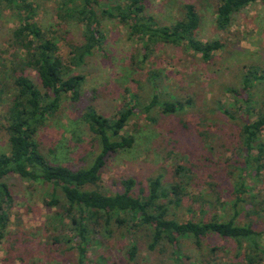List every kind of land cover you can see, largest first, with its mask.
Returning <instances> with one entry per match:
<instances>
[{
  "label": "rangeland",
  "instance_id": "374dc122",
  "mask_svg": "<svg viewBox=\"0 0 264 264\" xmlns=\"http://www.w3.org/2000/svg\"><path fill=\"white\" fill-rule=\"evenodd\" d=\"M30 1L36 9L34 21L56 37L59 54L65 60L69 44L81 41L80 27L57 17V0ZM99 1L103 7L127 3V0ZM215 3L216 0L143 2L145 14L161 25L178 20L183 4L194 5L201 17L198 38L223 44V49L214 53V59L208 64L182 47L159 44L144 50L141 42L129 35L125 25L116 19H101L102 44L87 58L85 65L74 72L85 76L79 101L65 98L56 115L37 133L36 140L45 158L52 164L71 169L87 167L97 153V144L81 119L82 113L92 106L104 117H115L128 98L125 94L128 89L137 95V103L121 135L133 136L134 145L108 155L99 188L107 194L121 193L122 182L133 179L136 192L147 188L149 180L160 176L166 189L170 184H180L181 177L176 170L181 166L189 169L190 174L182 178L186 183L185 191L179 196V205L169 206L170 215L178 222L232 217L234 212L228 204L236 196L232 193L245 169L244 154L240 151L241 126L245 121L254 120L258 112L264 113V4L254 0L234 15L228 30L219 31L213 25ZM5 14L0 22V59L10 61L14 51L9 47V39L18 21L13 14ZM250 67L257 68V76L263 77L244 93L241 78ZM29 77L39 85L35 73L31 72ZM155 86L161 100L178 101L183 110L166 114L156 107L143 112ZM226 88L238 89L244 97L252 98L249 113ZM189 98L191 103L187 104ZM220 106L230 109L235 119L218 112ZM4 110L0 106V153L8 152ZM204 131L210 134L212 151L204 145L201 135ZM261 139L264 143V130ZM246 171L243 175L247 177ZM245 179L253 194L260 195L264 202V171L258 179L260 182L250 177ZM5 181L11 189L13 203L10 224L0 244V264H73L74 252L69 250V244H58L50 238L52 230L48 218L54 209L50 210L44 203L47 186L25 182L14 175ZM168 194L162 202L173 198ZM251 219L256 221L257 230L264 229V219ZM247 221L244 213L236 218L238 224ZM138 236L136 258L129 260V237L124 228L114 227L110 238L103 239L101 246L89 251L88 264H171L168 247L164 253L150 252L144 232L138 233L136 238ZM261 243L264 244V239ZM180 245L183 253L190 257V263L246 264L245 244L207 239L201 253L189 239L182 240ZM100 256L103 260L97 262Z\"/></svg>",
  "mask_w": 264,
  "mask_h": 264
},
{
  "label": "trees",
  "instance_id": "16d2710c",
  "mask_svg": "<svg viewBox=\"0 0 264 264\" xmlns=\"http://www.w3.org/2000/svg\"><path fill=\"white\" fill-rule=\"evenodd\" d=\"M253 1L216 0L215 29L228 30L234 15ZM261 1L264 4V0ZM143 2L127 0L123 5L103 7L99 0H57V17L64 22H73L81 29V41L69 44L70 51L64 60L59 54L56 37L34 21L36 9L30 0H0V22L6 12L13 14L18 21L9 39V47L14 51L12 59H0V106L3 110L5 108L8 124V152L0 153V244L10 224L13 203L5 179L14 175L25 182L47 186L44 203L50 210L54 209L48 218L52 230L50 238L58 244H69V250L74 252L73 264H88L89 251L101 246L103 239L110 238L114 227L124 228L129 237V260H134L138 252L139 236L136 238V235L144 232L147 250L164 253L168 247L171 264H195L188 262L190 257L183 253L182 240H191L201 253L204 241L212 238L230 240L241 246L245 244L248 249L243 253L246 264H264V244L261 243L264 229L257 230L256 221L251 219H264V202H261L260 195L253 194L245 179L250 177L260 182L258 179L264 171L263 112H258L254 120L245 121L241 126L240 151L244 154L245 169L233 190L232 196H236L228 204L234 212L229 219L178 222L170 215L169 206L179 205V196L185 191L183 185L186 183L182 178L190 174L189 169L181 166L176 170L181 177L180 184H170L166 189L160 176L149 180L147 188L136 192L133 179L122 182L121 193L107 194L99 188L100 174L108 155L126 151L134 145L133 136L121 135L137 103V95L128 89L125 90L128 98L115 117H104L92 106L82 113L81 119L97 144V153L87 167L71 169L52 164L40 151L36 140L38 131L56 115L65 98L72 102L80 99L85 76L74 72L82 68L102 44L101 19H116L125 25L129 35L139 40L144 50L159 44L182 47L208 64L214 59V53L223 49L218 40L203 42L198 38L201 17L194 5L183 4L178 20L161 25L145 14ZM31 72L35 73L39 85L29 77ZM257 73V68L250 67L242 76L244 93L262 79L263 76H257ZM152 89L153 94L143 112L156 107L166 114L183 110L178 101L161 100L156 86ZM226 92L250 112L251 97H244L234 88H226ZM190 103L191 98L187 99V104ZM217 110L235 119L230 109L220 106ZM201 135L204 145L212 151L210 134L204 131ZM246 169L247 177L243 175ZM168 193L173 198L162 202ZM241 213L248 221L238 224L236 218ZM97 260L102 261L103 257Z\"/></svg>",
  "mask_w": 264,
  "mask_h": 264
}]
</instances>
